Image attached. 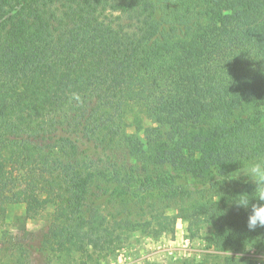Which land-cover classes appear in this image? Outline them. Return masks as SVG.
Instances as JSON below:
<instances>
[{"label": "trees", "instance_id": "obj_1", "mask_svg": "<svg viewBox=\"0 0 264 264\" xmlns=\"http://www.w3.org/2000/svg\"><path fill=\"white\" fill-rule=\"evenodd\" d=\"M262 154L264 0H0V229L11 204L48 217L0 240L1 261L87 264L118 231L175 221H110L107 204L147 200L107 188L197 196L185 220L264 250V228L249 231L235 204L255 185L205 177Z\"/></svg>", "mask_w": 264, "mask_h": 264}, {"label": "rangeland", "instance_id": "obj_2", "mask_svg": "<svg viewBox=\"0 0 264 264\" xmlns=\"http://www.w3.org/2000/svg\"><path fill=\"white\" fill-rule=\"evenodd\" d=\"M261 157H264V154L255 159ZM241 167L240 162L237 165L216 167L214 171H209L205 177L218 180V176L221 173L224 176H229L228 178L235 179L236 174L233 173L239 171ZM178 173L181 179L188 177L190 180H194V177L188 176V173L183 169L178 171ZM220 181L223 182L222 179ZM123 189L122 191H113L107 188L105 192L110 193L115 201H123L124 203H133L137 200L136 197H146L147 204H138V206L133 208L132 212H129L123 206L115 207L114 204H107L104 208V214L109 217L110 221L114 218H123L127 217V215L129 217L130 215L131 218L142 223L150 220L147 213L151 211L164 213L171 218L175 217V221L164 222L167 229L163 232H158L159 229L157 228L155 229L157 231L151 232L139 227L133 231H118L117 233L120 234V237L117 238L118 240L112 248L98 250L97 252L91 251L92 258H83V263L226 264L230 260L238 263H245V261L251 260L256 264H264V250L252 247H232L227 241L226 234L218 231L211 222H207L202 217L195 220H185L183 218L184 212L182 209L188 208L199 201V197L193 196L186 199L169 200L157 189L154 190L152 196H143L134 189ZM157 198H159L158 201ZM154 199L155 201H153ZM187 213L189 215L192 214L189 211ZM47 222L48 217L44 219H29L26 216V208L23 204H11L8 206L6 218L0 229V240L4 241L9 234H21L26 231L40 229L46 226ZM0 264L11 263L3 259L1 261L0 258ZM39 264H43V262L40 261Z\"/></svg>", "mask_w": 264, "mask_h": 264}, {"label": "clouds", "instance_id": "obj_3", "mask_svg": "<svg viewBox=\"0 0 264 264\" xmlns=\"http://www.w3.org/2000/svg\"><path fill=\"white\" fill-rule=\"evenodd\" d=\"M242 167L236 174L235 179H228L229 176H224L220 173L218 181L222 179L235 181L244 177V183H253L255 191L252 195L242 194V196H252L251 200L244 199L240 203H235L238 207L244 208L248 212L247 228L249 231H255L257 228H264V157L240 162ZM255 201V203H253Z\"/></svg>", "mask_w": 264, "mask_h": 264}]
</instances>
